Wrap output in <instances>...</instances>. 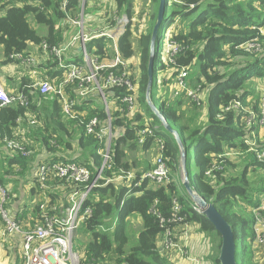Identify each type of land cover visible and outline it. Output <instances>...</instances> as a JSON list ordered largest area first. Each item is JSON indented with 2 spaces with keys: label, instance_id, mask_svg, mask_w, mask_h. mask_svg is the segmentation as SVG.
<instances>
[{
  "label": "trees",
  "instance_id": "1",
  "mask_svg": "<svg viewBox=\"0 0 264 264\" xmlns=\"http://www.w3.org/2000/svg\"><path fill=\"white\" fill-rule=\"evenodd\" d=\"M134 1L114 0L119 12L130 18L134 17ZM156 2V13L151 16L146 32H142L139 37V77L135 78L138 85L139 111L136 116L129 119L119 110L123 90L109 88L106 91L112 128L125 130L122 137L114 139L111 143L113 166L104 170L99 186L94 188L85 204L93 208V216L83 225L90 233L91 240L83 251L80 250L83 258L81 264H109L108 261L113 263L114 259L117 264H174L170 257L159 252L162 230L159 219L152 213L157 202L156 211L162 217H169L174 199H178L183 206V213L192 224L197 225L199 232L214 234L217 237L214 247L217 254L213 252L208 254L207 251L202 259L207 264H220L218 260L220 235L205 215L194 209V202L178 177L181 169L179 146L173 135L165 132L162 123L146 101L151 37L160 4V0H151L153 4ZM180 2L166 0L165 16L158 37L159 47L153 63L154 81L151 97L168 123L182 136L181 140L187 154L188 177L196 192L207 203L213 204L231 225L237 245L238 264H255L257 262L254 256L256 241L253 232L255 222L253 210L260 205L263 197L258 198L255 195V198H252L250 188L258 177L264 176V162L257 159L254 153L247 152L248 146L245 142L252 139L254 131L261 137V128H247L244 123L246 114L234 110L227 112L226 107L235 100L246 106L248 99L255 92L254 87L248 88L247 85L264 79V50L262 53L253 54L246 52L242 47L245 43L257 39L264 48V0H180ZM59 6L60 2L54 0H16L8 3L0 0V47L3 56L0 70L13 64L9 60L10 55L27 53L32 45L38 47L44 40L50 44L64 43L65 34L57 29V23L64 18ZM77 7L78 0H72L69 10L77 13ZM197 11L200 13L196 16ZM30 19L34 21L36 27L31 25ZM176 21L178 23L175 28V39L184 48L176 62L188 68L190 87L195 89L201 85L204 99L200 107L188 102L185 96L170 102L176 87L177 71L172 73L167 83L165 81L161 83L162 72L166 69L162 57V40L165 31ZM42 29L45 36L40 35ZM131 29L132 27L119 43L125 59H131L135 55ZM139 30L140 26L136 27V31ZM108 45L109 40L102 38L92 41L89 47L96 46L100 53H103L108 49ZM196 64L200 65L201 73L197 78L190 72ZM45 70L50 77L60 80L63 76V71L56 70L54 63L46 64ZM18 74L19 71L15 76ZM21 77L24 81L18 92L29 95V106L13 105L0 110V184L8 188L16 183L15 178L31 172L30 166L35 155L29 157L32 151L29 141L35 142L50 153L58 151L54 146L56 142L63 147L66 154L69 152L72 154L56 157L55 160L61 159L63 163H76L86 167L90 170L93 181L103 163L99 152L104 145L96 136L87 134L85 124L93 118H98L100 127H104L109 120L104 106H93L92 100L82 101L76 111L86 112V115L78 120H72L64 115L61 104L54 96L41 95L38 89L29 88L32 84L28 75L21 73ZM70 94L73 97L77 96L75 91H70ZM98 97L100 98L99 95ZM203 108L206 114L205 122L200 113ZM254 109L259 111L257 103ZM20 119H24V122H20ZM30 121L41 123V127L31 125ZM156 126L160 127L157 136L165 141V156L175 177L167 186L155 187L145 181L141 182L139 187H135L138 178L151 170L152 166L145 163L147 167L139 169L137 161L127 160L128 152L138 151V148L139 153H148L152 150L154 138H148L145 145L139 147L137 134L140 129ZM21 127L23 133L19 131ZM5 139L20 142L29 156L25 157L20 152L9 149L4 142ZM227 154L230 156L224 159L223 169L214 172L213 179H206L210 164L215 162L216 157ZM243 155H246L245 160ZM191 164H194L196 171L191 168ZM38 168L34 177L36 186L31 193L39 199L34 214L36 220L41 221L43 215L60 214L68 207L73 186L54 177L47 181V183L50 181L51 187H42L37 178ZM240 169L241 172L236 174L235 172ZM129 171H135L138 176L130 187L124 184L127 183L126 180H118L123 172ZM247 176L253 177L254 180ZM54 180L56 182H51ZM263 183L264 180L261 185ZM13 194L15 193H11V196ZM43 203L47 204L45 210L41 209ZM136 214L141 217L143 229L138 241L126 252L125 247L129 243L127 220ZM35 225L34 222L32 226ZM246 241L250 242L251 249L245 247Z\"/></svg>",
  "mask_w": 264,
  "mask_h": 264
},
{
  "label": "built area",
  "instance_id": "2",
  "mask_svg": "<svg viewBox=\"0 0 264 264\" xmlns=\"http://www.w3.org/2000/svg\"><path fill=\"white\" fill-rule=\"evenodd\" d=\"M4 3L14 2L16 0H2ZM60 2L59 10L64 14L61 22L68 21L73 29H78V34L70 41L62 44H50L47 40L42 41L38 46L40 57L38 55L27 53H15L9 56L15 69H30V76L34 83L29 88L38 89L43 96H54L61 104L64 115L72 120H78L82 116L76 108L79 103L88 100L93 94L102 98V104L109 120L104 127H100L98 118H93L85 124L88 135H94L104 145L99 154L103 159L101 169L97 177L92 181V174L86 167L76 163H45L39 166L37 172L38 182L44 187L50 178L57 177L66 181L73 186L70 195L68 207L60 214L43 215L41 221L36 225L26 228L23 223L12 217L7 206L11 201V193L8 188L0 184V217L3 221L4 228L1 231V237L18 235L22 238V259L23 264H81L82 256L74 245V239L77 231L85 225L93 216V208L86 206L94 188L99 186V180L105 169H111L113 166V154L111 143L114 139L124 135L125 128L113 130L110 106L106 98V91L109 88H118L123 90L121 105L119 110L127 118H133L139 111L138 85L132 73L130 59H125L120 51L119 43L126 35L129 28L133 26V18L122 14L119 10L104 9L105 13L100 20L105 23V28L95 29V25L100 22L95 21L89 27L90 21L96 19V15L86 17L87 8L95 4L107 3L111 0H78L77 18L80 21L75 22L72 11L69 10L72 0H54ZM181 3L180 0H175ZM193 7V6H192ZM178 21L172 24L166 31L162 40V57L166 69L162 72V81L167 83L174 71H177L175 78V90L170 102L185 96L191 99L197 106H202V87L197 88L189 85V70L180 66L176 62L178 55L184 52V48L175 39L176 25ZM88 28H90L88 30ZM58 29V28H57ZM107 38L109 40L108 49L100 53L96 47H89L90 43L97 39ZM79 48V52L71 53L74 48ZM246 52L253 54L262 53L264 48L257 40H252L242 46ZM68 61H70L68 63ZM48 63L56 64V70L63 71V76L59 80L50 77L43 65ZM179 70V71H178ZM75 86V88H73ZM75 91L76 97L70 94ZM14 93V92H13ZM8 93L0 82V110L13 105L28 107L30 97L25 92ZM244 112L245 126L247 128L260 127L264 128V104L259 108L257 115L249 114L246 106L240 101L231 102L226 111ZM22 119H20L21 121ZM31 124H37L32 121ZM83 124V122H82ZM160 127L144 128L138 131V146L145 145L148 138H154L157 147L158 158L152 169L143 173L138 178L135 187H139L141 182H151L155 187H163L172 183V170L165 156V141L162 137L157 136ZM252 134H256L254 131ZM257 136V135H256ZM252 140V139H250ZM246 140L248 152L254 153L260 161L264 162V138L257 136V140L251 143ZM7 147L13 151L20 152L23 156H29L20 142L5 139ZM225 156L216 157V161L206 176H213L214 172L221 171ZM136 173L131 171L123 172L120 179L130 181L137 180ZM183 177L182 180L183 181ZM110 182V181H108ZM82 186V187H81ZM157 202L155 203V207ZM47 204L43 203L41 209L45 210ZM152 213L159 219V226L162 230L160 235L159 252L174 257L178 252L182 257L189 256L190 231L192 223L183 213V206L178 199L172 202V210L169 217H162L156 208ZM194 209L200 212L199 207L194 203ZM254 226L253 232L256 241L255 252L259 249L264 250V198L260 205L253 210ZM262 254V253H261ZM263 257H260V260ZM257 261V258H255ZM197 264H200L196 261ZM258 262V261H257ZM92 264V263H88ZM264 264V263H263Z\"/></svg>",
  "mask_w": 264,
  "mask_h": 264
},
{
  "label": "rangeland",
  "instance_id": "3",
  "mask_svg": "<svg viewBox=\"0 0 264 264\" xmlns=\"http://www.w3.org/2000/svg\"><path fill=\"white\" fill-rule=\"evenodd\" d=\"M113 1L114 0H111V1H109L107 3H104V4L103 3L95 4L91 8H87V10H86V17L87 18L90 17L91 15L97 14L96 19L93 18V20L90 21L89 27L91 25H93L95 21L99 20L100 21L99 22L100 28L98 30L105 28V26H106L105 23L102 20H100V13L102 12L101 16H103L104 13H105L104 9H108L110 11L117 10V6L115 5V2H113ZM156 5H157V2L153 4V3H151V0H135L134 1V8H133L134 9V18H133L134 23H133V26H132L131 30L133 32V42H134V45H135V55L130 59V63H131V67H132V73H133L134 77L137 78V79L139 77L138 70H137V62H136V60L138 58V54H139V37H140L142 32H146L147 27L149 25V21L151 19V16L156 13V10H157ZM199 13L200 12L197 11L196 12V16ZM77 16H78L77 13H73V18L75 19V22L80 21L79 19H76ZM30 23H31V25L33 27H36V25H35L33 20L30 19ZM139 26H140L141 30H139L137 32L136 31V27H139ZM57 28H58V31L62 30V32L65 34V40H67V41H70L79 32L78 29H73L72 25H70V23L68 21H66V22H61L60 21V22H58L57 23ZM89 29L90 28H88V30ZM0 49H1V47H0ZM9 66H10L9 68H11V69L15 68L14 65H9ZM190 72H191V75L193 77L197 78L201 74L200 73V65L199 64L194 65L191 68ZM0 73H1V75L2 74L6 75V74H9V73L11 75L16 74V72H5L4 70H1ZM52 78L53 79H57L55 77H52ZM30 81L32 82L31 79H30ZM16 86H17V83H16ZM247 87L248 88L249 87H254L255 92H253V96L248 99V103L246 105V109L249 112V114L253 113L254 115H257L258 111L256 109H254L255 108V103H257V105H258V109L260 107H262V105L264 104V79H262L261 82H254V81L250 82L247 85ZM13 92L15 93L16 91H13ZM100 98L98 97V94L96 92L88 100H92V105L93 106H96V105L103 106L102 105V98L101 99ZM203 99H204V96H203ZM188 102H191L192 104L196 105V103L194 101H192L191 99H189ZM240 103L243 104L241 101H240ZM203 110L205 112V108H203ZM109 112H110V110H109ZM203 117H204V119L206 121V115L203 116ZM184 121L187 124V119L186 118L184 119ZM244 123H245V121H244ZM261 129H264V128H261ZM255 140H257V136H256V134H252V140H250L251 143H254ZM53 142H55V141H53ZM55 144H56V142L54 143V145ZM152 147H153V149L150 150L148 153H142V154H139V156L136 155L134 153V151H129L128 152L129 156H128L127 160L130 159L133 162V161H137L138 157H140V160L137 161V165H138L139 169H145L147 167V166H145V163H148L149 165L153 166L156 163V160L158 158V152H157V147H156L155 144ZM247 152H248V150H247ZM243 158H244L243 160H245L246 159V155H243ZM257 159H258V157H257ZM151 162H153V165H152ZM214 163L212 162L210 164L209 168L207 169L206 174L211 170V168L213 167ZM237 164H243V162H237ZM190 166H191V168L194 171H196L195 167H194V164H191ZM240 172H241V169L239 171H236L235 173L238 174ZM30 173L31 172H29L27 175H23V176L25 178H27L30 175ZM173 177H175V174L172 172V178ZM178 177L180 178L179 181H181L182 177H183V173H182L181 169L179 171V176ZM205 178L206 179L207 178L208 179H213V176L212 175H211V177L205 176ZM248 178L250 180H254V178L251 177V176L248 177ZM263 180H264V176H260V177H258L257 181L252 183L251 188H250L251 191H252L251 195H253L252 198H255V195L258 198H262V197L264 198V192H262V189H264V183L261 185ZM149 183L152 186H155L153 183H151V182H149ZM124 184L126 186L130 187V181H128L127 183H124ZM27 188H28V192L30 193L31 186H27ZM11 193H13V192L11 191ZM253 193H255V194H253ZM12 199H13V196H11V200ZM262 199H261V201H262ZM240 209H241V207H240ZM116 220H117V218H116ZM101 229L105 230L104 228H101ZM142 229H143V224H142L141 217L139 215H137V214L136 215H132V216H130L128 218V220H127V236H128V239H129V243L125 247L126 248V252H128L134 246V244L138 241V236H139L140 232L142 231ZM113 231H110V232H113ZM192 233H193L195 238H200V241L194 239V241H196V245H198V248L201 249L200 252H203V254H205V252L208 251V254H210L211 252H213L214 254H217V251L214 250L215 244L217 243V237L214 234H206L204 232H199L198 230H194V229H193ZM90 240H91L90 233H88L82 226L77 231V233L75 235L74 245H75L76 250L78 252H80V250L83 251L84 247L88 244V242ZM244 244H245V247H247L248 249H251L250 242L246 241ZM200 255L201 254H198L197 258L194 257L193 254H192V248H191L189 250V256L188 257H182L178 252L176 253V255L174 257H179L181 260L186 261V262L191 263V264H197L196 261H198L199 263H200V260L203 261V259H202V257ZM254 256H255V258H257L258 262L257 261L256 262L258 264H263L264 263V250L259 249V251H257ZM260 257H263V258H261V260H260ZM170 258L172 260H174L173 257H170ZM113 261H114L113 263L111 261H108V262H109V264H117L115 259ZM204 263L206 264V262H204ZM257 263H255V264H257Z\"/></svg>",
  "mask_w": 264,
  "mask_h": 264
},
{
  "label": "crops",
  "instance_id": "4",
  "mask_svg": "<svg viewBox=\"0 0 264 264\" xmlns=\"http://www.w3.org/2000/svg\"><path fill=\"white\" fill-rule=\"evenodd\" d=\"M98 28H100L99 22L95 25V29H98ZM40 35L45 36V31L43 29L40 30ZM66 41L67 40H64V42ZM28 52L33 55L36 54L39 57L41 56L39 53L38 47L33 46V45L29 47ZM78 52H79V48L76 47L73 49L72 52H70V54L71 53L76 54ZM1 61H3V56H2L1 49H0V62ZM136 62H137V70H138V58ZM43 66L45 69L46 65H43ZM9 67L10 66H7L3 68L2 70H4L5 72H18L19 71V74H18L19 77H17L18 75L15 76V74L11 75L9 73L6 75H3V74L1 75L0 73V82L2 83L3 87L8 93H12L13 91L18 92L20 85L24 81V79L22 80L23 77H21V73H25L26 75H28L29 78L32 80L31 84L34 83L33 78L30 76V69L21 70V69H18V66L16 69L15 68L11 69ZM16 83H17V86H16ZM111 108L112 110H114L113 107ZM200 113L202 114V120L205 122V119L203 116H205L206 114L204 110L202 109ZM81 114L82 116H85L86 112L81 113ZM20 122H24V119H22ZM30 124H31V121H30ZM31 125H34L36 127H41V123L39 122H37V124H31ZM19 131L23 133V127H21ZM260 136L264 138V129L260 130ZM28 144L30 145L32 149L31 155L29 157L32 158L35 155V159L33 160L30 166L31 173L27 178H25L23 175L15 178L16 183L8 187L15 194H13V199L10 201V203L7 206L12 217L18 220L23 219L20 221L23 223V225L26 228H29V226H32L34 222L35 223L39 222V220H36L35 214H34V208L36 207L39 199L37 196H33V194L31 193L32 189L36 186L35 185L36 178L34 180V177H36V170L38 166L45 164V163H49V162H52V163L62 162L61 159L55 160V158L71 156L72 154V153L70 154V152L69 154H66L64 152L63 147L59 146V144L57 143L54 146H56L55 149L56 150L58 149V151H55L52 153L46 151L45 149L40 148L38 145L35 144V142L29 141ZM139 152L140 150L138 148V151H135L134 153L139 156V154H142ZM139 160H140V157H138L137 161ZM151 163L153 165V162ZM131 172L136 173L135 171H131ZM49 182L46 185H44V187H47V188L48 186L51 187ZM51 182H56V181L54 180ZM27 186H31L30 193L28 192ZM3 228H4V224L0 217V264H23L22 238L18 235H10L6 237H1V231ZM193 229L198 230L197 225L193 224L191 231H190V245L192 248V252H194L193 256L197 258L198 254H201L200 256L203 257L204 255L203 252H200L201 249L198 248V245H196V241H194V239L200 241V238L194 237L192 233ZM173 259H174L173 260L174 264L176 263L177 264H191V263L181 260L179 257H173ZM200 264H205V263L202 260H200Z\"/></svg>",
  "mask_w": 264,
  "mask_h": 264
},
{
  "label": "water",
  "instance_id": "5",
  "mask_svg": "<svg viewBox=\"0 0 264 264\" xmlns=\"http://www.w3.org/2000/svg\"><path fill=\"white\" fill-rule=\"evenodd\" d=\"M165 5H166V0H160L157 21H156L155 27L152 32V37H151L146 101L148 105L150 106L151 110L153 111V113L158 117L159 121L162 123L165 132L173 135L176 143L179 146V150L181 153L180 168L182 170L183 179H184L182 181V184H184L188 195L193 200V202L199 207L201 213L205 215L206 219L211 223L215 231L220 235L221 247H220V253H219V258H218L219 263L220 264H238L237 258H236L237 245H236V240H235V234H234V231L231 225L218 212V210L213 204L207 203L205 199L198 192H196L195 188L192 185V182L190 181L188 177L187 154H186L184 145L181 140L182 136L178 130L174 129L168 123L167 119L164 117V115L162 114L160 109L156 106V104L154 103L151 97V93L153 89V81H154L153 63H154L156 50L159 47L158 37H159L160 27H161V24L165 16V10H166Z\"/></svg>",
  "mask_w": 264,
  "mask_h": 264
},
{
  "label": "clouds",
  "instance_id": "6",
  "mask_svg": "<svg viewBox=\"0 0 264 264\" xmlns=\"http://www.w3.org/2000/svg\"><path fill=\"white\" fill-rule=\"evenodd\" d=\"M128 182V181H127ZM126 183V182H125ZM130 186H131V184H130Z\"/></svg>",
  "mask_w": 264,
  "mask_h": 264
}]
</instances>
